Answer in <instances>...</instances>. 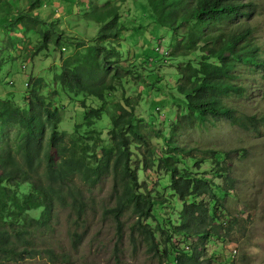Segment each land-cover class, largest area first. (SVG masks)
Returning <instances> with one entry per match:
<instances>
[{
  "label": "rangeland",
  "instance_id": "1",
  "mask_svg": "<svg viewBox=\"0 0 264 264\" xmlns=\"http://www.w3.org/2000/svg\"><path fill=\"white\" fill-rule=\"evenodd\" d=\"M252 2L256 5L252 25L264 52V0ZM147 8L145 0H40L34 4L30 0H0V15L6 11L21 14V21H0V103L9 101L26 109L29 93L35 89L46 99L47 108L58 113L60 121L56 129L64 141H74L79 151L89 147V157L92 153L99 155L101 147L112 144L108 132L111 127L109 114L115 109V103L134 108L135 123L145 141L140 143L131 138V166L137 171L139 183L146 184L154 197L169 201L164 208H156L157 218L151 220L154 227L163 218L175 222L181 203L175 200L164 170L147 165L148 157L152 155L158 159V155L169 148L170 140L179 145L176 152L185 160L179 164L180 168L205 158L208 150H236L237 154H231L228 160L233 187L222 178L212 179L215 186L229 191L220 213L232 223L227 224L222 233L225 240H202V248L214 259L212 264H264V129L256 135L228 122L209 120L194 125L183 123L174 131L181 115L188 113L183 95L178 91L181 78L178 69L199 62L207 54L173 57L174 52H183L188 43L184 30L175 33L156 26ZM95 9H111L117 14L116 36L99 37L107 23L101 25L90 20L89 15ZM42 32L49 34L52 41L58 37L60 45H49L46 51L34 55L42 41ZM180 41L184 44L178 45ZM92 57L102 58L108 64L107 73L98 83H108L116 67L125 76L114 80L117 89L107 96L101 118L87 124L84 112L101 106V102L86 92L64 88L58 76L63 62L74 59L84 64ZM240 102L250 113H264V80L258 79L251 96ZM22 132L17 124L2 125L0 120V151L10 150L20 159ZM49 133L50 127L45 125L41 158ZM59 158L51 148L48 161L54 163ZM45 168V161H42L38 172L42 174ZM75 182L82 189L88 206L84 222L78 220L76 224L75 214L59 205L52 212H46L40 201L27 211L30 217L46 220L47 225L35 231L32 240L38 248L54 249L58 262L52 263L40 253L0 264H157L141 243L135 246L132 242L130 227L135 217L131 212L123 218L125 237L120 250L116 249L114 220L103 215V210L115 203L112 176H104L94 186L85 184L79 177ZM16 188L23 198L32 190V185L23 182ZM74 231L83 235L76 249L72 246ZM62 253L69 255V260L63 259ZM118 254L120 260L116 258Z\"/></svg>",
  "mask_w": 264,
  "mask_h": 264
},
{
  "label": "trees",
  "instance_id": "2",
  "mask_svg": "<svg viewBox=\"0 0 264 264\" xmlns=\"http://www.w3.org/2000/svg\"><path fill=\"white\" fill-rule=\"evenodd\" d=\"M39 1L30 0V3ZM145 1L156 26L175 33L184 30L188 43L183 52H174L173 57L207 54L199 62L188 63L178 69L181 76L178 91L183 95L188 113L181 115L173 127L174 131L183 123L194 125L214 120L260 135L264 129V113H250L240 102L251 96L258 79L264 80V52L252 25L256 14L255 3L252 0ZM89 17L101 25L107 23L99 33L100 38L116 36L118 17L113 10L95 9ZM16 19L21 21V14L6 11L0 15V21ZM212 28L215 30L206 33ZM41 36L42 41L34 55L46 51L49 45L59 47L58 37L52 41L45 32ZM183 44L184 41L178 43ZM107 66V61L94 57L84 64L70 59L61 65L58 76L61 86L70 91L86 92L101 102V106L84 112L87 124L101 118L107 96L117 89L114 80L125 76L116 67L108 83H98L100 77L107 73ZM45 100L32 89L26 109L9 101L0 103L2 125L17 124L23 129L19 143L20 159L10 150L0 151V263L16 262L40 253H44L52 263L58 262V253L54 249L38 248L32 240L34 232L47 225L46 220L30 217L27 211L40 201L46 212H52L59 205L75 214L76 224L78 220L84 222L88 206L75 178L79 177L85 184L94 186L106 175L113 178L115 203L105 208L103 215L114 220L118 242L115 247L118 251L125 237L123 218L131 212L135 217L130 227L131 240L135 246L141 243L147 255L157 264L213 263L214 259L209 258L207 250L202 248V240H225L222 233L232 221L220 213L229 191L215 186L212 179L222 178L230 188L233 187L228 160L231 154H237L236 150H208L205 158L180 168L179 164L185 160L176 152L179 145L170 140L169 148L163 150L158 159L152 155L148 157L147 165L156 166L158 171L164 170L175 200L181 203L175 222L163 218L154 227L151 220L157 218L156 208H164L169 201L154 197L146 184L139 183L137 171L131 166L133 152L130 141H145L135 123L134 108L115 103V109L109 114L111 127L108 132L112 144L101 147L99 155L92 153L89 157V147L79 151L74 141H64L56 129L60 117L47 108ZM45 125L50 127V133L41 158ZM51 148L60 157L54 163L48 161ZM42 161H45L46 168L41 174L38 167ZM23 182L30 183L32 190L20 198L16 187ZM72 237V246L76 249L83 235L74 231ZM61 256L69 260V255L62 253Z\"/></svg>",
  "mask_w": 264,
  "mask_h": 264
},
{
  "label": "clouds",
  "instance_id": "3",
  "mask_svg": "<svg viewBox=\"0 0 264 264\" xmlns=\"http://www.w3.org/2000/svg\"><path fill=\"white\" fill-rule=\"evenodd\" d=\"M234 252V251H233ZM236 252V251H235Z\"/></svg>",
  "mask_w": 264,
  "mask_h": 264
}]
</instances>
